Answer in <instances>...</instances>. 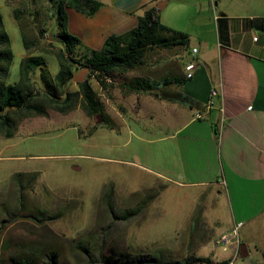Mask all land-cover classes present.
Wrapping results in <instances>:
<instances>
[{
	"label": "rangeland",
	"instance_id": "obj_1",
	"mask_svg": "<svg viewBox=\"0 0 264 264\" xmlns=\"http://www.w3.org/2000/svg\"><path fill=\"white\" fill-rule=\"evenodd\" d=\"M0 11L13 52L6 82L19 79V63L27 53L44 55V67L55 74L59 63L54 52L63 44L57 39L50 1L0 0ZM40 27L53 34L41 37ZM22 29L27 38L36 39L29 48ZM158 48L167 50L148 49L141 65L113 72V80L106 81L105 87L93 75L89 77L103 104L101 112L89 113L79 97L73 107L60 110L43 93H35L33 100L45 112L6 110L12 124L0 123V263L11 264V254L29 250L41 263L42 252L54 248L64 264H87L81 245L95 251L100 243L103 253L113 248L160 258L163 252L164 260H180L193 252L233 257L228 247L215 242L230 219L227 198L219 196L217 203L210 202L205 191L191 186H169L157 196L162 181L155 172L161 161L156 137L172 125L130 109L132 92L137 91L120 82L148 73L161 76L163 70L156 64L167 57ZM83 51L77 48L73 55L81 58ZM176 60L183 64L185 58ZM186 68L184 63L180 70ZM38 73L39 68L30 73L36 88ZM68 89H77V81L72 80ZM16 172L34 174L17 180ZM189 229L204 233L206 240L199 246L194 236L185 240ZM238 237L248 254L239 253L233 264H264V220L247 222L239 228Z\"/></svg>",
	"mask_w": 264,
	"mask_h": 264
},
{
	"label": "crops",
	"instance_id": "obj_2",
	"mask_svg": "<svg viewBox=\"0 0 264 264\" xmlns=\"http://www.w3.org/2000/svg\"><path fill=\"white\" fill-rule=\"evenodd\" d=\"M97 1L91 14L67 8V29L81 40L82 49L100 48L107 35L134 27L138 16L152 6L158 8L162 23L189 37L186 47L158 48L167 57L156 64L163 73H148L146 78L157 81L159 89L132 92L130 101L137 114L172 125L156 137L161 161L155 172L162 181L157 196L169 186H191L205 191L210 202L227 198L232 211L220 233L237 225L238 236L247 222L260 223L264 220V0ZM182 57L183 64L178 63ZM192 61L197 66L186 76L180 69ZM174 75L183 82L162 85L165 76ZM160 89L164 94L156 95ZM180 95L188 101L180 100ZM196 110L202 112L200 117ZM189 231L185 240L194 236L198 246L206 240L204 233ZM243 235L247 239L248 234ZM228 249L234 252L232 245ZM194 254L211 256L212 263L229 258L220 252Z\"/></svg>",
	"mask_w": 264,
	"mask_h": 264
},
{
	"label": "trees",
	"instance_id": "obj_3",
	"mask_svg": "<svg viewBox=\"0 0 264 264\" xmlns=\"http://www.w3.org/2000/svg\"><path fill=\"white\" fill-rule=\"evenodd\" d=\"M9 1V0H6ZM57 20V39L63 44L55 51L58 58L59 68L55 74H51L44 66L47 64L44 55L40 53H27L19 63L20 76L14 82H6L9 74L10 65L13 60V52L10 46V37L3 29L2 14L0 11V123L6 127L12 124L11 118L7 113V109H28L37 112H45L44 107L40 103L34 102L35 93H43L47 101L51 102L60 110H66L73 107L78 100H82L85 109L89 113H97L103 111V104L98 94L89 80L90 76H94L100 81L102 87L106 86V81L113 80V72L124 71L141 65L144 61L145 53L148 49L157 47H172L181 45L186 47L189 43L188 34L174 29L159 19L158 8L152 6L146 9L138 16L137 24L121 33H111L107 35L100 48L84 49L83 56L77 58L73 55L75 50L81 44V40L67 29V8L74 7L82 10L87 14L93 11L99 5L97 0H49ZM15 18H19L17 13ZM24 44L29 48L36 39L27 38L25 32L21 31ZM53 34L44 27L39 28V35ZM82 49V48H81ZM87 67L83 80L77 81V89H68V85L73 80L75 71L79 68ZM39 68L38 83L34 87L30 83V73ZM46 69V70H45ZM184 78L179 76H165L161 83L183 82ZM33 81V80H32ZM35 82V81H34ZM157 81L149 80L145 76H133L130 80L120 82L122 87L134 91H146L159 89ZM156 95L164 94L163 89L155 92ZM180 100L188 101L186 95H180ZM5 111V112H4ZM103 121L107 119L102 113ZM24 174L33 175L34 172L24 173L16 172L14 178L20 180V176ZM87 255V264L105 263V264H196L198 262H212L213 259L208 255H197L190 253L183 259L164 260V253L160 252L159 257L149 252H129L110 249L109 252H100L98 249L92 251L87 245H81ZM11 264H64L60 259L58 250L48 248L42 252L41 263L36 259L34 251H22L17 254H11ZM227 260H221L219 263H226ZM2 264V263H0Z\"/></svg>",
	"mask_w": 264,
	"mask_h": 264
},
{
	"label": "built area",
	"instance_id": "obj_4",
	"mask_svg": "<svg viewBox=\"0 0 264 264\" xmlns=\"http://www.w3.org/2000/svg\"><path fill=\"white\" fill-rule=\"evenodd\" d=\"M257 36H254V39H256ZM195 50V48H193ZM197 66L196 61H192L187 65L186 68V76H191L193 74L194 69ZM217 92L216 88L211 89V94H215ZM212 103L211 100L208 101L207 106H209ZM250 107V106H249ZM202 115V112L200 110H196L195 116L200 117ZM215 242L217 244H221L224 247H228L229 245H232L234 248L233 257L228 258L225 264H233V258H235L240 253V240L237 236V225L233 226L231 230L225 231L220 233L216 238Z\"/></svg>",
	"mask_w": 264,
	"mask_h": 264
},
{
	"label": "water",
	"instance_id": "obj_5",
	"mask_svg": "<svg viewBox=\"0 0 264 264\" xmlns=\"http://www.w3.org/2000/svg\"><path fill=\"white\" fill-rule=\"evenodd\" d=\"M87 70V67L81 68L77 73L74 74L73 80H83ZM240 253L242 256H246L248 254V250L244 242L240 243Z\"/></svg>",
	"mask_w": 264,
	"mask_h": 264
}]
</instances>
